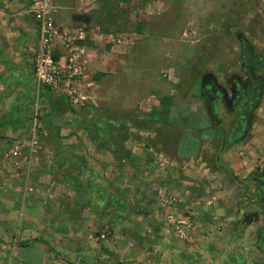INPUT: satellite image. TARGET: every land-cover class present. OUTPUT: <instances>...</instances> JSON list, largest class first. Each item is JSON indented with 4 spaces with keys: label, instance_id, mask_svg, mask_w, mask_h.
<instances>
[{
    "label": "rangeland",
    "instance_id": "374dc122",
    "mask_svg": "<svg viewBox=\"0 0 264 264\" xmlns=\"http://www.w3.org/2000/svg\"><path fill=\"white\" fill-rule=\"evenodd\" d=\"M101 1L94 0L89 6L91 9L84 15V19L89 22L74 27L85 28L87 38H95L99 34L113 35L117 44L108 43L104 38L96 46L92 45L94 39H88L90 42L87 43L88 46L85 45L90 49H85L82 54L85 67L82 86L85 94H93L95 99L74 105L47 86L37 85L34 103L36 114L41 120L36 122L34 132L40 138L45 133H79L87 139L82 144L90 153L107 148L109 154L105 158L114 161L115 166H118L119 159L127 157L133 150V143L129 145L125 141L128 136H133L131 139L134 141L138 132H146L148 137L144 138L147 140V147H151L155 154L163 152L164 159L170 163L175 155L176 144L181 139L182 125H172V120L176 117H170L168 121L163 118L169 116L167 114L170 110L163 112L158 104L159 99L171 95L174 102L172 113L177 116L182 117L190 107L197 110L198 117L200 109L207 115L206 113L211 112V106L206 104L202 94L198 97V90L209 76H213L218 85H227V77L217 80L213 74L218 71V65H226L228 70L234 71L233 74H238L241 61L239 55L242 51L253 57V66L255 62L264 64V0ZM56 26L58 27L57 24ZM93 50L96 51L98 63L104 67L102 70L105 76L100 78L96 74L101 71L94 68L96 57ZM60 52L64 56L68 54L62 43L57 44L55 55L60 56ZM254 71L257 72L255 69ZM260 78L263 80L264 74ZM88 83H93L92 88L86 87ZM40 88L45 91H39ZM224 88L227 90V87ZM221 114L213 154L208 159L211 166L210 179L201 184L198 182L199 186H193L194 191L201 190V194L195 195V200L200 202L193 208H186L184 205L178 208L175 205L178 209L173 211L175 216L188 219L191 228L188 229L187 238L179 239L171 228V223L160 222L166 209L163 206L154 208L156 214L149 207L145 209V206H139L138 203L128 205L126 201L122 204L120 199L112 198V206L115 210L118 209L112 222L105 218L95 222L94 219L83 221L87 233L84 243L88 244L89 249L95 248L100 253L103 242H110L119 246L121 253L108 260L115 263H123L124 260L126 263L129 257L125 256L129 253L141 254L144 250L155 253L156 238L141 233L143 224L150 225L153 229H161L166 225L172 230L178 243L180 264H264V241L259 246L257 242V234L264 227V221L262 215L257 218L252 213L250 206L244 207L246 200L243 198V191L248 190L247 195L253 199L255 185L249 182L251 176L264 181V161H257L254 164L255 170L247 178L241 174L234 175L233 170H230L233 177L224 172L229 167L225 158L220 157L219 151L224 139L223 132L228 131L234 123V115H231L229 109L221 110ZM209 118L212 119L213 127L216 120L211 115ZM253 120L250 119L251 122ZM53 122L62 125H55ZM101 133L108 136V139L100 137ZM44 143L49 149L55 150L63 146L62 143H58L59 146L55 142ZM40 144L42 147L41 141ZM65 144L67 148H80L78 142L73 140ZM13 145L15 144L11 143L8 148ZM225 145L230 147L228 142ZM42 148L37 155L44 157L45 147ZM148 159L153 161L151 157ZM56 160L58 164H34L30 170L22 173L16 169L9 150L2 152L0 213L7 219L0 221V240L4 242L3 245L0 244V264H15L12 262L17 260V256L28 254L37 263V246L22 248L16 256L14 253L18 249L13 247V243L19 245L38 241L42 237L44 226L51 225L57 230L60 227L59 217L63 214L73 215L76 209L82 213L94 212V200L89 196L94 190L91 185V188L81 185L94 180V171H91L89 161L82 158L83 170L77 174L80 182H71L68 187L62 182L58 172L60 169H54L51 174L48 172V167H59L61 161L59 158ZM97 173L101 175L100 171ZM120 174L123 175L121 171L115 175L121 179ZM137 177L138 174H134L132 179L137 180ZM103 178L108 180L105 174ZM68 190L74 191L77 197L68 199ZM17 196L20 200L25 199L26 204L22 205L19 201L14 208L12 204ZM102 200L105 199L95 204L96 209L104 210L107 202L105 200L100 205ZM241 208L244 210L242 216L239 214ZM168 214L170 213L166 216ZM149 217L153 219L144 220ZM63 223L66 226H62L65 227L73 226L66 218H63ZM119 225L127 230H132L133 225L139 233L135 236L131 234L128 238L117 236L114 228H120ZM102 234L105 235L104 239L100 237ZM5 242H8V246Z\"/></svg>",
    "mask_w": 264,
    "mask_h": 264
},
{
    "label": "crops",
    "instance_id": "0c3cea01",
    "mask_svg": "<svg viewBox=\"0 0 264 264\" xmlns=\"http://www.w3.org/2000/svg\"><path fill=\"white\" fill-rule=\"evenodd\" d=\"M30 1L31 0H0V156L3 151L10 150L12 146H10V148H8V146L11 143L28 144L29 140L36 137L35 139L38 141V154L43 146L47 154L43 153L44 157H42V155H32L31 166L34 164L38 165V163L44 165L54 164V162L57 161L56 159L59 158L61 161L59 167L56 165L48 167V172L51 174L54 169L57 171L60 169L58 172L62 178V182L68 187L71 182H80V178H78L77 174H80L83 170L82 158L87 159L91 171H94V180H89L87 182L89 185L87 183H81V185L86 188H91V185V189L94 190V192L89 195L90 198L94 200V212L82 213L79 209H76L73 215L63 214L59 217L60 227L57 230L51 227V225L44 226V230L41 234L42 237L39 238L38 241H28L25 244L19 245L13 243V247L18 249L15 250L16 252L14 253L16 256L20 249H31L33 245L38 247L39 255L37 263L32 260L29 254L17 256V260L12 263L180 264V249L178 243L173 237L172 230L167 228L166 225L161 227V229H153L152 226L143 224V228L140 230L144 236H153L156 238L154 245L155 253L149 252V250L143 251L140 248L144 253L140 254L139 252H135L134 254H125L126 258L129 257L128 262L124 263L123 260V263H120L121 261L115 263L108 259L113 258L115 254L118 256V253H121L120 247L110 242H103V248L100 253L99 250L96 251L95 248L94 250L89 249L88 244L84 243V236H87V233L86 229L83 227V221H86V219H94L95 222L105 218L106 221L112 222V217L114 216L115 218L116 214H118V209L115 210L112 206L113 202L110 200L112 198L120 199L122 204L123 201H126L128 205L138 203L139 206H145V209L149 207L151 210L163 206L166 209L164 217H161L162 221L160 222L165 221L169 223L173 217L178 218V216L174 215L173 211L177 210L179 206L184 205L186 208L195 207L197 203L200 202L199 200H195V195L201 194V190L196 189V191H194L193 186L195 184L199 186L198 182L201 184L203 181L210 179L211 166L208 159L212 157L213 143L217 140V130L219 129L216 125L211 127L212 119H210L209 116L211 115L212 118H216L220 121L221 118L219 115L223 107L220 106V108L215 111H219L215 116L211 112L205 115L202 109H200V112H198L199 117L197 116V110L190 107L184 111L181 117V115L177 116L176 113H172L174 102L173 97L170 95L172 97V105L165 109L160 107L163 109V112L170 110L167 114L169 116H164L163 118L167 120L170 117H176V119L172 120V125H182L181 139L176 144L175 155L171 158L170 163L164 159L163 152L155 154V151L151 149V147H147V140L144 138L148 137L146 132H138V134H136L137 136H134L136 137L134 141L131 139L133 136H128L129 138L125 141L129 145H131V142L133 143V150L129 152L127 157L119 159V162L117 161L118 166H115L114 161H109L105 158L106 155L109 154L107 148L99 152L94 151L90 153V150H87L82 144V142L87 139L79 133H45L40 138V135L34 132V126L36 122L41 120V117L36 114L35 110L34 96L35 90L37 89L36 86L39 84L35 82L36 80L32 69L33 53L38 44V31L34 19L28 14ZM52 1L58 7V13L55 17L58 29L70 32L74 30L76 25L89 22L84 19V15L89 12L91 9L89 6L92 5L94 0ZM87 36L86 31L85 38L77 41V44L83 46L84 50L88 48L85 45L88 46L87 43L93 39L94 43L92 42V45L94 46L99 44L104 38L106 42L117 45L113 35L106 36L99 34L95 38H87ZM78 42L82 43L79 44ZM118 42L120 41L118 40ZM89 49L90 48L87 50ZM95 52V50L92 51L96 57L94 58V68L101 71V73L96 74L98 78H100L103 77V75L105 76L104 70H102L104 67L100 66L98 63L99 59H97V54H95ZM63 57L64 55L60 52L59 58ZM217 70L218 71L213 72L217 80L225 79L230 75L229 72L231 71L226 68V65H218ZM224 87H227V85ZM39 91L44 92L45 89L40 88ZM198 94V97H200L202 94L201 90H198ZM161 99H159V101ZM158 104L160 106L159 102ZM253 119L247 136L229 145L230 147L226 145L220 154L221 158H225L229 167L228 169L233 170L234 175L241 174L244 178L249 177L253 173L255 170L254 164H256L257 161H264V95L254 112ZM177 120L181 121L178 122ZM53 123L55 125L59 124ZM101 136L108 139V136L103 133L100 134V137ZM95 139L98 140V138ZM72 140L76 143L78 142L81 149L67 148V144L65 143ZM40 141L42 142V147L40 146ZM44 142H55L56 145L62 143L63 146L56 150L49 149ZM182 143H184V146H181ZM237 150L240 152L238 153ZM25 152L28 153L27 150H25ZM240 155L242 158H240ZM150 157L151 160L153 158V161H148ZM70 159H72V162ZM216 161L218 160L216 159ZM55 164L58 163L55 162ZM119 164H121V167L123 166V169L120 168ZM20 165L21 166L19 168L16 167V169L23 173L26 166L23 164ZM97 171H100L101 175H98ZM119 171L123 173V175L120 174L121 179H119L120 176L115 175L119 174ZM103 174H105L108 180L103 178ZM134 174H138L137 180L134 178L132 179ZM210 186L212 188V184H210ZM183 192L185 193L183 194ZM195 192L197 193L195 194ZM74 193V191L68 190L67 195L69 196L66 197H68V199L77 197ZM101 199H105L107 202L104 206V210L100 208L96 209L95 206ZM105 200H102L100 205H102ZM19 201H21L20 203L22 205L26 204L25 199L20 200L19 196H17L13 201L14 204H12L14 208L19 204ZM175 205H177L178 208H175ZM154 212L156 213L157 211L154 210ZM160 212H162V210H160ZM101 213H103V215H101ZM167 213L170 214L166 216ZM4 216L5 215L0 213L1 222L7 219L6 216ZM63 218L70 220L73 226L70 225L69 227H65L66 225L63 223ZM139 219L141 218H138V220ZM148 219L153 218L149 217L144 220L150 221ZM112 225L113 224H111V226ZM119 227L121 229L114 228V234L122 236L123 238H128V236L132 235L135 236V234L139 233V230H136L133 225L132 230H127V228L122 227V225H119ZM171 228H173V226ZM189 228L191 227L186 228V234H188ZM100 237L104 239L105 235L102 234ZM5 243L7 244L8 242ZM0 244H4L3 240H0ZM149 248L150 246H148V249Z\"/></svg>",
    "mask_w": 264,
    "mask_h": 264
},
{
    "label": "built area",
    "instance_id": "2783aa9c",
    "mask_svg": "<svg viewBox=\"0 0 264 264\" xmlns=\"http://www.w3.org/2000/svg\"><path fill=\"white\" fill-rule=\"evenodd\" d=\"M57 13L58 7L52 0L30 1L28 14L34 19L38 31V44L32 60L34 75L38 84L47 86L74 105L82 104L95 99L93 94L87 96L82 86L85 77L82 57L84 48L77 41L85 38L86 31L85 28H76L70 32L58 29L55 22ZM60 43L64 44L68 54L55 59V49ZM92 86L93 83L86 85L88 88ZM35 138L29 140L28 144L17 143L10 148V158L18 168L23 164L25 170H30L32 155L38 154V141ZM170 223L179 239L187 238L185 230L190 226L187 218L173 217Z\"/></svg>",
    "mask_w": 264,
    "mask_h": 264
},
{
    "label": "flooded vegetation",
    "instance_id": "af4514ba",
    "mask_svg": "<svg viewBox=\"0 0 264 264\" xmlns=\"http://www.w3.org/2000/svg\"><path fill=\"white\" fill-rule=\"evenodd\" d=\"M240 56V67L238 74H231L227 77V90L218 85L216 79L213 76L206 77L207 81L203 82V87H200L202 95L205 97L206 104L211 106V113L215 112L223 107L224 110H228L234 116V123L230 125L228 131L223 132L224 139L222 140L223 149L226 147V142L230 145L234 144L247 136L248 130L252 125L250 119H253L254 112L257 106L260 104L264 95V79L262 80L261 74H264V64H256L253 66V57L246 54V51H242ZM257 70V72L254 71ZM263 72V73H262ZM230 115V114H228ZM220 118L222 114L219 115ZM216 123L213 125L220 127V122L216 119ZM219 129L217 130L218 134ZM230 136V137H229ZM220 149V150H221ZM223 151V150H222ZM220 153V151H219ZM249 182L255 185V193L252 197L247 195V191H243V198L246 200L244 207L250 206L252 213L259 216L262 215L264 221V181L259 177L251 176ZM240 183V182H239ZM243 188V187H242ZM246 189V188H245ZM240 216L244 214V210L241 208ZM264 227L260 229L257 234L258 246L261 241H264Z\"/></svg>",
    "mask_w": 264,
    "mask_h": 264
},
{
    "label": "trees",
    "instance_id": "16d2710c",
    "mask_svg": "<svg viewBox=\"0 0 264 264\" xmlns=\"http://www.w3.org/2000/svg\"><path fill=\"white\" fill-rule=\"evenodd\" d=\"M112 1L113 0H102L101 2H109V3H112ZM116 1H121V2H125L126 0H116ZM79 44L80 43H82V42H78ZM59 58V56L58 55H55V59H58ZM94 79H96L97 80V77H95ZM159 103H160V106L162 107V108H168V107H170L171 105H172V97L171 96H164L160 101H159ZM224 172L228 175V176H231V177H233V173L230 171V170H228V169H225L224 170ZM234 179V178H233Z\"/></svg>",
    "mask_w": 264,
    "mask_h": 264
},
{
    "label": "water",
    "instance_id": "95a60500",
    "mask_svg": "<svg viewBox=\"0 0 264 264\" xmlns=\"http://www.w3.org/2000/svg\"><path fill=\"white\" fill-rule=\"evenodd\" d=\"M223 147H224V144H223V146H222V149L220 150V153L222 152V150H223ZM218 158H219V156H217V160H218Z\"/></svg>",
    "mask_w": 264,
    "mask_h": 264
}]
</instances>
